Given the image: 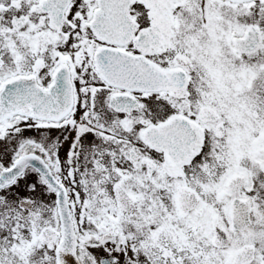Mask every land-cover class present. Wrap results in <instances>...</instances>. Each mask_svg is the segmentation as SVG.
<instances>
[{
    "label": "snow or ice",
    "instance_id": "1",
    "mask_svg": "<svg viewBox=\"0 0 264 264\" xmlns=\"http://www.w3.org/2000/svg\"><path fill=\"white\" fill-rule=\"evenodd\" d=\"M0 264H264V0H0Z\"/></svg>",
    "mask_w": 264,
    "mask_h": 264
}]
</instances>
